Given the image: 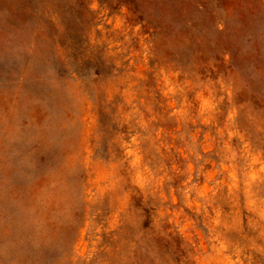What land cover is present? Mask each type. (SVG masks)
Listing matches in <instances>:
<instances>
[{"label":"rangeland","instance_id":"1","mask_svg":"<svg viewBox=\"0 0 264 264\" xmlns=\"http://www.w3.org/2000/svg\"><path fill=\"white\" fill-rule=\"evenodd\" d=\"M0 264H264V0H0Z\"/></svg>","mask_w":264,"mask_h":264}]
</instances>
